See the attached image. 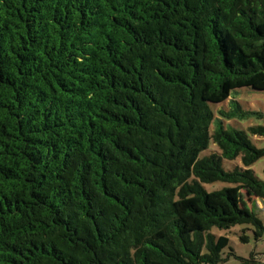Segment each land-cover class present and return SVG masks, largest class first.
Listing matches in <instances>:
<instances>
[{
  "label": "trees",
  "instance_id": "obj_1",
  "mask_svg": "<svg viewBox=\"0 0 264 264\" xmlns=\"http://www.w3.org/2000/svg\"><path fill=\"white\" fill-rule=\"evenodd\" d=\"M242 87L264 0H0V264H218L213 228L264 236L238 192H264V126L212 108Z\"/></svg>",
  "mask_w": 264,
  "mask_h": 264
},
{
  "label": "rangeland",
  "instance_id": "obj_2",
  "mask_svg": "<svg viewBox=\"0 0 264 264\" xmlns=\"http://www.w3.org/2000/svg\"><path fill=\"white\" fill-rule=\"evenodd\" d=\"M238 102L245 109L261 111L264 114V91L254 90L250 87H242L232 93L221 104H212V108L215 112V118H222L225 126H233L238 129H247L250 126L262 125L264 126V117L258 118V116H252L243 120L233 118H223L219 110H228L231 107L232 102ZM214 129V124L211 125V130ZM251 141L259 148H264V135L262 134H250ZM217 145L212 144L208 149L204 150L201 154L206 155L210 150H216ZM225 167L228 169L233 168L236 165L243 166L241 157L238 156L234 160H225ZM257 176L264 180V156L258 159L252 166ZM206 189L216 190L221 189L224 186H232L233 184L225 183L222 181H216L212 183L204 184ZM242 202L247 206L248 210L254 212L261 220L264 221V192H249L245 188H238ZM216 234H226L230 238L229 246L224 250L223 262L218 264H264V236L256 239L254 230L251 226L235 225L230 229H221L218 227L213 228ZM247 235L248 239L242 240L243 235ZM229 252H232L231 254ZM245 262V263H244Z\"/></svg>",
  "mask_w": 264,
  "mask_h": 264
}]
</instances>
